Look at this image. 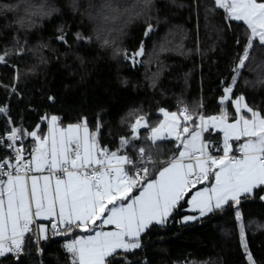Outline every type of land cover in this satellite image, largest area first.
I'll return each instance as SVG.
<instances>
[{
	"label": "trees",
	"instance_id": "trees-1",
	"mask_svg": "<svg viewBox=\"0 0 264 264\" xmlns=\"http://www.w3.org/2000/svg\"><path fill=\"white\" fill-rule=\"evenodd\" d=\"M249 38L247 26L228 19L214 0H0V56L6 61L0 62V105L8 103L28 150L33 141L27 133L39 126L42 135L43 118L55 115L62 125L86 120L91 133L99 127L98 147L109 153L137 159L144 147L157 162L149 165L155 175L160 162L178 155L175 141L146 139L161 119L160 109L177 112V104L196 119L200 106L205 117L216 116L219 98L231 85L232 99L243 96L264 115V46L253 41L239 67ZM224 107L231 119L230 101ZM141 118L149 127L134 134L132 126ZM203 138L211 154L222 155L215 151L222 147L219 132L210 129ZM122 139L129 141L127 148ZM262 196L256 189L239 204L230 202L189 223L181 221L187 214L182 201L170 219L140 236L139 248L108 260L249 264L250 253L254 264H264ZM70 236L43 240L46 264H72L63 244ZM33 255L28 243L21 255L8 254L0 264H26Z\"/></svg>",
	"mask_w": 264,
	"mask_h": 264
},
{
	"label": "snow or ice",
	"instance_id": "snow-or-ice-1",
	"mask_svg": "<svg viewBox=\"0 0 264 264\" xmlns=\"http://www.w3.org/2000/svg\"><path fill=\"white\" fill-rule=\"evenodd\" d=\"M214 5L223 9L228 19L243 21L250 29L251 36L239 61L243 68L253 41L264 46V0H214ZM151 31L149 25L145 35ZM143 51L141 45L134 55H143ZM0 62H6L4 56H0ZM224 91L220 102L230 101L234 106L237 118L232 122L226 110L220 116L198 115L194 119L187 108L179 114L160 109L163 120L150 128L146 139L155 144L174 134L180 144L178 155L160 162L155 175L147 165L156 166L157 162L144 147L138 150L140 163L128 155L109 153L98 147L99 127L91 133L86 120L63 128L59 118L51 116L47 135L41 137L35 130L27 133L35 140L28 160L15 145L23 130L13 127L6 136H0V146L13 149L15 160L0 161V257L19 254L28 233L36 235L37 242L48 239V226L39 224L33 230L35 220L43 219L50 221L54 236H70L77 231L94 233L75 236L65 244L72 264H111L108 258L118 250L127 253L139 248L141 233L153 222L163 224L182 201L203 217L230 202L239 204L242 196L256 189L264 191V115L244 103L243 96L232 99L231 87ZM6 113L7 109L0 107V115ZM132 127L138 132L149 125L138 119ZM210 129L223 133V145L215 149L222 155L209 151L210 144L203 133ZM241 140L237 156L230 142ZM128 144L122 139L125 148ZM129 169H135V173L130 174ZM45 171L47 175L32 174ZM205 181L211 186L192 193ZM189 194L190 198L185 199ZM199 217L185 216L183 220ZM104 226H113L114 230H96ZM241 243L247 251L243 226ZM248 261L254 264L250 253Z\"/></svg>",
	"mask_w": 264,
	"mask_h": 264
},
{
	"label": "built area",
	"instance_id": "built-area-1",
	"mask_svg": "<svg viewBox=\"0 0 264 264\" xmlns=\"http://www.w3.org/2000/svg\"><path fill=\"white\" fill-rule=\"evenodd\" d=\"M12 91V89H11ZM0 107L6 108L7 109V113L6 115H0V136H6L8 132H10L11 128L15 127L14 123H13V115L12 112L9 109L8 103L2 104L0 105ZM177 107V113L179 114L181 110H183L185 107H178V105L176 104ZM189 111V109H188ZM199 115H203L201 107L199 106ZM9 120L11 121V123H9ZM11 143V142H8ZM15 145L20 147L22 149V155L24 156L25 160L30 159V151L25 148L22 143L20 142V139L17 140L15 142ZM238 147V145H236L233 149V154L235 155H239V152L236 151V148ZM6 158L12 160L13 163H15L14 160V152L13 149H9L6 146H0V161L5 160ZM136 160L138 163H140V156H139V151L137 154V159H133ZM144 162H147V156L144 157ZM150 164H148L147 166L149 167ZM141 166H143V164H141ZM130 174H134L135 173V169H129ZM46 173H48L47 171H45ZM33 174V173H32ZM6 179V177H5ZM40 224V222H38L37 220H35V223L33 225V230L34 232L36 231L37 226ZM44 225L48 226V236H54L51 232V226H50V221H47L44 223ZM44 239L39 240V242H37V238L36 235H34L33 233H28L26 234V238H25V243L23 245V249L19 254H9L11 256H19L23 253L24 248L26 247V245L28 243H30L33 247H34V255H33V259L32 260H28L26 262V264H46L43 260V256H42V242ZM3 257H0V259ZM141 264H148L147 260H142Z\"/></svg>",
	"mask_w": 264,
	"mask_h": 264
},
{
	"label": "crops",
	"instance_id": "crops-1",
	"mask_svg": "<svg viewBox=\"0 0 264 264\" xmlns=\"http://www.w3.org/2000/svg\"><path fill=\"white\" fill-rule=\"evenodd\" d=\"M237 22H242V23H244L243 21H237ZM246 25V24H245ZM247 26V25H246ZM249 30V29H248ZM249 35H250V32H249ZM232 107V113H233V117L231 118V119H229V122H232L235 118H237V116H236V113H235V108H234V106H231ZM222 109V108H221ZM227 111V110H226ZM222 112V111H221ZM221 112L218 114V115H216V116H220L221 115ZM228 112V111H227ZM230 113V112H229ZM230 116V115H229ZM66 125H70V124H66ZM46 130V129H45ZM213 132H219L220 134H221V136H222V145H223V133L221 132V131H219L218 129H211ZM90 131V130H89ZM45 132L46 131H44V133L42 134V135H40V136H44V134H45ZM46 135V134H45ZM150 135V134H149ZM165 140H172V141H175V140H173V139H170V137L169 138H167V139H165ZM176 142V141H175ZM243 142V140H241V141H239V142H237V141H231L230 143H232V145H233V149H234V147L236 146V145H239L240 143H242ZM178 145V144H177ZM34 147V144H32V148ZM32 148H31V150H32ZM33 174H35V175H47L48 173H46V172H44V173H42V174H40V173H33ZM211 186V184H210V182L209 181H205V182H203L202 184H199V185H197L196 186V188H194L193 190H192V193H194L196 190H198V189H202V188H204V187H210ZM190 196H191V194H189V196L188 197H186L185 199H189L190 198ZM263 196H264V191H263ZM233 203V202H232ZM185 211L187 212V214L185 215V216H197V217H199V213L198 212H193L191 209H190V206L187 204V203H185ZM174 212V211H173ZM173 212H172V214H173ZM172 214L167 218V220L168 219H170V217L172 216ZM185 216H183V217H185ZM183 217H182V219H181V221L183 220ZM38 222H40V224H44L45 222H47L48 220H43V219H36ZM166 220V221H167ZM165 221V222H166ZM164 222V223H165ZM189 222H192V221H189ZM189 222H186V223H189ZM97 223H99V222H97ZM163 223V224H164ZM151 225H162V224H156L155 222H153ZM151 225H149V227L151 226ZM148 227V228H149ZM147 228V229H148ZM146 229V230H147ZM96 230H103V231H111V230H114V228H113V226H104L102 229H96ZM145 230V231H146ZM144 231V232H145ZM144 232H142L141 233V235L144 233ZM91 234H94V233H81V232H79V231H77V232H75V233H73L69 238H67V239H73V238H75V236H78V235H91ZM66 239V240H67ZM118 252H123L122 250H118ZM69 256H70V259H71V262H72V256H71V254H69Z\"/></svg>",
	"mask_w": 264,
	"mask_h": 264
},
{
	"label": "rangeland",
	"instance_id": "rangeland-1",
	"mask_svg": "<svg viewBox=\"0 0 264 264\" xmlns=\"http://www.w3.org/2000/svg\"><path fill=\"white\" fill-rule=\"evenodd\" d=\"M223 10V9H222ZM224 11V10H223ZM225 12V11H224ZM227 15V14H226ZM249 32H250V29H249ZM250 36H251V32H250ZM234 80V79H233ZM228 87H231L232 88V86L231 85H229ZM227 87V88H228ZM225 91L223 90V94L221 95V97L219 98V102L221 101V99L225 96ZM221 103V102H220ZM231 103V102H230ZM245 103V102H244ZM226 104H227V102H225L224 104H222L221 103V105H222V109H221V111L223 112V111H225L226 109H225V107L224 106H226ZM231 106H233L232 104H231ZM165 110V109H164ZM166 111H168V110H166ZM169 113H171V112H176V111H168ZM222 112H221V114H222ZM177 113V112H176ZM159 114L161 115V119L159 120V122L155 125V126H158L159 125V123L163 120V113H161L160 111H159ZM50 118H51V116H49V117H45V118H43V120H42V122L43 123H45L46 124V132H45V134L47 135L48 134V132H49V127H48V125H49V121H50ZM141 120V123H144L145 122V120L144 119H140ZM58 123H59V126L60 127H63V128H67V126L68 125H62V124H60V120L58 121ZM82 123V122H81ZM136 123V122H135ZM74 124H80V123H74ZM155 126H153V127H155ZM189 127L191 128L192 127V125L191 124H189ZM140 129H143V128H139L138 129V131L140 130ZM39 130H40V127L38 126L36 129H35V131H37V133H38V135H40L39 134ZM133 133L134 134H136L137 132H134L133 131ZM44 134V135H45ZM149 134H150V132H149ZM183 135H185V134H183L182 133V136ZM41 137H43V136H41ZM30 138H31V140L33 141V144H34V147H35V140H34V138L33 137H31L30 136ZM170 139H173V140H175L174 139V134H173V136L172 137H170ZM176 141V143L177 144H180V141H177V140H175ZM34 147L32 148V150H31V148H30V152L32 153V151H33V149H34ZM189 222V221H188ZM182 223H186L184 220H182ZM70 239H67V240H65L64 241V247H65V244L69 241ZM68 252V251H67ZM70 254V253H69Z\"/></svg>",
	"mask_w": 264,
	"mask_h": 264
},
{
	"label": "water",
	"instance_id": "water-1",
	"mask_svg": "<svg viewBox=\"0 0 264 264\" xmlns=\"http://www.w3.org/2000/svg\"><path fill=\"white\" fill-rule=\"evenodd\" d=\"M135 58H136L137 63H139L142 58V55H135Z\"/></svg>",
	"mask_w": 264,
	"mask_h": 264
}]
</instances>
